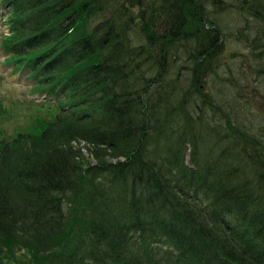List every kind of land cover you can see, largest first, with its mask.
Wrapping results in <instances>:
<instances>
[{
    "label": "trees",
    "instance_id": "1",
    "mask_svg": "<svg viewBox=\"0 0 264 264\" xmlns=\"http://www.w3.org/2000/svg\"><path fill=\"white\" fill-rule=\"evenodd\" d=\"M0 3L9 63L28 70L35 94L57 99L59 109L44 129L0 140V244L29 243L36 256L64 246L52 264H264L262 137L184 115L165 86L145 99L183 61L190 95L231 126L230 101L199 88L227 38L212 8L230 15L236 8L248 42L257 30L250 55L260 64L264 0ZM132 8L142 43L129 49L131 31L116 19ZM104 9L113 16L101 23ZM133 66L148 80L161 69L158 80L138 90ZM82 144L98 161L92 167ZM78 222L69 241L58 243Z\"/></svg>",
    "mask_w": 264,
    "mask_h": 264
},
{
    "label": "rangeland",
    "instance_id": "2",
    "mask_svg": "<svg viewBox=\"0 0 264 264\" xmlns=\"http://www.w3.org/2000/svg\"><path fill=\"white\" fill-rule=\"evenodd\" d=\"M227 1V4L231 5V0ZM104 7L107 8V5L105 4ZM122 8L119 7L120 10ZM136 12L137 9L132 8L130 12L124 13V16L117 15L118 19H116L118 25L128 27V31H131L127 36L131 41L130 46L128 45L129 49L132 42L134 43L133 47L142 43L141 32H139L140 24L138 19H136ZM214 13L219 17L222 16L225 21L228 28L226 33L227 38H224V53L218 58L217 63L214 64V69H212V73L206 81V86H199V88L202 87L201 89L204 92L206 89V94L213 96V98L217 97L218 100L226 99L230 101L233 107H227V110L232 114V125L228 126L225 124L220 113H212L211 109H206L198 98H196V103V100H194L195 96L190 95V92L193 93V91L189 89L188 77L187 75L185 77L182 75L185 65L183 61L167 79L164 78L163 82H158L159 84L150 90L145 99L152 101L156 97L161 96L162 93L160 91L162 89L160 87L165 86L167 91L166 97L171 101V106L181 109L180 112L184 115H190L192 118L197 119L198 122H203L204 125L207 122L208 125L212 126H224L226 131L234 135L233 127L236 128L239 125L246 131V135L261 136L264 142V74L260 72L255 74L258 71V67L264 69V61H260V64H254L250 55V53L254 54L251 40L254 38L255 32L257 34V30H254L248 42L244 35L245 32H248L246 31V24L242 21V16H238L241 14L237 12L236 8H234L231 15L219 13L212 8V14ZM6 14V6L0 3V140L4 141L11 140L19 133L37 132L40 129H44L59 112L55 104L57 99H52L45 92L38 95L35 94L33 86L35 79L30 76L28 70L24 69L16 72L12 67L13 65L9 63L8 58L10 57V53L5 50L3 45L5 37L10 34ZM112 16L111 13H108L104 9L103 13L99 15L98 20L102 23L104 22L103 18L109 20ZM244 16L245 18L246 16L248 17L246 12H244ZM251 22L250 24L254 26L255 23ZM136 29L139 30L136 31ZM232 33L233 36L230 37ZM169 59L172 65L174 60L171 55H169ZM134 65H136V60L134 61ZM255 65L257 66L255 67ZM131 69H133L134 77H130V82L136 84L137 89L140 91L146 90L145 88L147 87V83L151 82L150 80H158L157 78L161 72V69H159L155 73L156 75L148 80L146 75L140 73V70L134 69V66ZM192 99L194 102L191 101ZM182 118L184 119V117ZM195 127L200 128L202 126L198 125ZM218 144L219 142L217 146ZM81 147L82 153L84 156L86 155V161L91 167L98 163V161L84 152V149L87 148L86 144H82ZM190 155L191 152L187 149L185 157L187 164L190 162ZM85 167L88 168V165H85ZM178 185L181 186L180 184ZM78 225L79 222L65 229V233L62 237L60 235L58 243L65 245L69 241L67 239L68 236L73 231L75 233L78 230ZM31 245L20 241L12 243L9 246L1 243L0 258L2 264H49L57 258L60 252L59 249L64 247L52 249L47 254L36 256L34 247Z\"/></svg>",
    "mask_w": 264,
    "mask_h": 264
}]
</instances>
